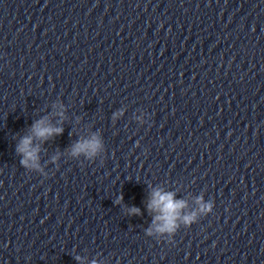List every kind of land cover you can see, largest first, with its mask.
Wrapping results in <instances>:
<instances>
[{
	"label": "clouds",
	"instance_id": "obj_1",
	"mask_svg": "<svg viewBox=\"0 0 264 264\" xmlns=\"http://www.w3.org/2000/svg\"><path fill=\"white\" fill-rule=\"evenodd\" d=\"M63 115V113H59ZM31 135L23 136L19 143L16 145V152L22 157L20 164L25 169L40 170L39 156L40 151L39 146H33V140H47L55 135H60L63 132L62 127H54L47 123V118H42L35 121L31 126ZM103 147L101 140L93 135L91 139H85L83 141H77L71 147V155L73 157H78L80 155L85 156V158L91 159L97 156ZM55 159V158H54ZM120 200L123 197H119ZM200 203V200L197 201ZM185 207V201L175 200L174 193L163 192L159 189L153 190L151 193V198L147 204V208L151 212L158 213L154 218V223L156 224L155 230L159 233H174L177 228V219L180 217L181 210ZM211 204H200L201 211H211ZM129 214L139 215L140 209L137 207H132L128 210ZM196 218V213L190 215H185L183 221L185 224H191ZM158 222V223H156ZM149 235L152 234L151 230L148 232ZM77 260L80 257H76Z\"/></svg>",
	"mask_w": 264,
	"mask_h": 264
}]
</instances>
